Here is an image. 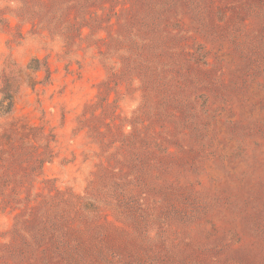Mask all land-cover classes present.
<instances>
[{"label":"rangeland","instance_id":"rangeland-1","mask_svg":"<svg viewBox=\"0 0 264 264\" xmlns=\"http://www.w3.org/2000/svg\"><path fill=\"white\" fill-rule=\"evenodd\" d=\"M7 95L0 264H264V0H0Z\"/></svg>","mask_w":264,"mask_h":264},{"label":"trees","instance_id":"trees-1","mask_svg":"<svg viewBox=\"0 0 264 264\" xmlns=\"http://www.w3.org/2000/svg\"><path fill=\"white\" fill-rule=\"evenodd\" d=\"M39 61L38 60H34L31 64V68L32 70L37 73L38 71H40V66H36V64H38ZM3 102H7L8 104L4 105L3 103H1L0 105V109L1 110H6L7 113H10L13 110L14 107V100H13V96L12 95H7L6 97H4V101Z\"/></svg>","mask_w":264,"mask_h":264}]
</instances>
